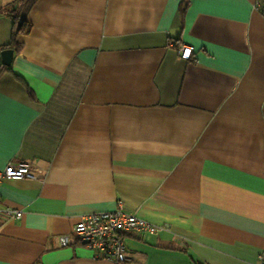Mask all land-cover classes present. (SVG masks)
<instances>
[{
	"label": "crops",
	"instance_id": "crops-1",
	"mask_svg": "<svg viewBox=\"0 0 264 264\" xmlns=\"http://www.w3.org/2000/svg\"><path fill=\"white\" fill-rule=\"evenodd\" d=\"M256 0H34L0 14V264H259L264 249V13ZM20 0H0V6ZM182 44L191 56L179 55ZM127 211L115 263L69 235Z\"/></svg>",
	"mask_w": 264,
	"mask_h": 264
},
{
	"label": "built area",
	"instance_id": "built-area-1",
	"mask_svg": "<svg viewBox=\"0 0 264 264\" xmlns=\"http://www.w3.org/2000/svg\"><path fill=\"white\" fill-rule=\"evenodd\" d=\"M256 8L264 13V0L255 1ZM192 46L182 44L179 55L183 60L191 56ZM7 179H37L36 169L23 163H7L0 170V181ZM0 216L4 218H19L22 210L11 207H0ZM156 226L136 213L127 211L120 201L117 207L110 211L95 212L82 215L72 227L69 235H65L64 242L73 236L83 241L96 255L115 263H124L130 259L128 248L123 240V233L129 231L154 232ZM259 264H264V249L259 255Z\"/></svg>",
	"mask_w": 264,
	"mask_h": 264
},
{
	"label": "trees",
	"instance_id": "trees-1",
	"mask_svg": "<svg viewBox=\"0 0 264 264\" xmlns=\"http://www.w3.org/2000/svg\"><path fill=\"white\" fill-rule=\"evenodd\" d=\"M30 1H31V3L28 6V10H27L26 14L23 16V21L20 24L18 22V17L19 16L17 14L18 13L17 10H18L19 6L18 7L13 6L12 3H7V4L3 5V6H0V14L5 13V14L10 15L11 18H12V21H13L10 42L7 43L6 46H13L14 49L18 50L19 48H17V45H16L17 44L16 43L17 35L20 34V33H28L29 27L26 25V21H24V19L27 16V13H28L30 7L32 6V3H33L34 0H30ZM20 2H21V0H20ZM6 67L7 66L2 64L1 67H0V72L3 70V68H6ZM195 264H204V263H202L200 261H197Z\"/></svg>",
	"mask_w": 264,
	"mask_h": 264
},
{
	"label": "water",
	"instance_id": "water-1",
	"mask_svg": "<svg viewBox=\"0 0 264 264\" xmlns=\"http://www.w3.org/2000/svg\"><path fill=\"white\" fill-rule=\"evenodd\" d=\"M14 50L13 48H5L1 51V61L5 66H9L13 59Z\"/></svg>",
	"mask_w": 264,
	"mask_h": 264
},
{
	"label": "rangeland",
	"instance_id": "rangeland-1",
	"mask_svg": "<svg viewBox=\"0 0 264 264\" xmlns=\"http://www.w3.org/2000/svg\"><path fill=\"white\" fill-rule=\"evenodd\" d=\"M31 1L30 0H21V2L18 3L17 7H18V22L19 24L22 23L23 21V16L26 14L27 10H28V6L30 5ZM18 24V25H19Z\"/></svg>",
	"mask_w": 264,
	"mask_h": 264
}]
</instances>
